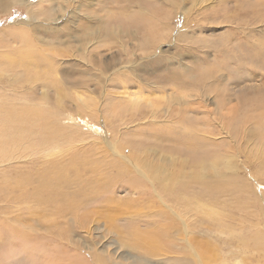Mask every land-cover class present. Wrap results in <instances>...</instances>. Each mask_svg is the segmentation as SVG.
Returning <instances> with one entry per match:
<instances>
[{
	"label": "rangeland",
	"instance_id": "1",
	"mask_svg": "<svg viewBox=\"0 0 264 264\" xmlns=\"http://www.w3.org/2000/svg\"><path fill=\"white\" fill-rule=\"evenodd\" d=\"M144 1L146 2H143V4L150 14H145L143 15L144 17L141 15L140 17L137 16L135 22L141 24L142 22L150 21L153 25L148 30H145L146 32L144 31L146 34H144V38L141 37V42L146 39L150 42L157 41V44H159L157 46H159L162 55L165 59L169 58L172 61L170 63H157V65H152L148 69L139 71L138 77L133 76V85L136 88H130L129 93H132L131 91H141L143 96L148 97V100L151 99L150 102L157 103V108H170L175 113L179 110L178 99L182 96L200 94L203 90H207L208 93L200 101L193 100L194 108L192 107V109L197 111V114H188V116L177 117L176 119L166 116L164 111H160L155 125H149L153 123L152 121L148 123V127L143 123H141V126H137L138 128H135V125L126 126L123 124L120 126L121 132L119 136L121 139L118 142V148L122 147L125 141L127 143L128 138L129 147L125 145L126 148L128 147L125 152L127 155H137L136 151L140 150V153L148 150H157V154L153 153V155H148V157L157 158L155 165L157 163V167H159L157 178L161 181L160 184L178 186L175 185V180L180 178L184 182V184H181L180 189L182 191L180 193L181 199L185 200L184 198H187L184 202H187V200L188 202L201 201L202 203L198 205L204 206L203 204L205 203V208L208 207L210 213L219 211L220 217L217 216L221 218L219 222L221 220L225 221L223 225H219L215 221L217 217L212 220L209 215L208 219L201 220L199 218L198 220L199 215L194 211L191 214L190 210V214L188 212L187 217L189 216L188 219L191 218L193 227L199 225L198 229L200 232L204 230L205 234L206 231H211L205 234L206 238H210L211 241L215 242L213 243L218 250L217 252H219L217 254L222 253L221 255H224L228 261L225 264H234L236 256L239 259L244 256L248 257L246 264H264V247L255 248V241L253 240L259 230L264 232V0H157V3L155 0ZM173 2L179 4V13H177V8ZM31 3L38 4L41 2L39 0H31L30 5ZM108 6H111L109 10L112 9V12L126 11V9H117L116 7L114 9L112 3H109ZM65 7L57 8V12L54 14L55 19L63 15ZM80 9L73 20L69 22L61 21L56 26L61 31L50 34L42 29L32 30L31 26L33 24L23 26L24 28L16 25L19 22L28 23L29 9L24 5H14L12 6V13L8 14V12L0 11V31H4L1 34L2 39L10 40L11 35L6 34L7 30L22 29L26 32V41L30 42L33 47L40 48L42 46L41 49H45L44 52L49 57L52 56L54 58L53 55L56 51H53L55 48L62 49L64 53V50H67L68 54H73L77 47V41L74 37L79 36L81 33L79 28L80 32L77 31L76 26L88 25V20L85 19L87 18L86 14L96 13L98 14L96 17L98 20H100L101 16L107 15L105 13L107 11L101 12L97 6L90 9L80 7ZM134 9L129 10L128 13H138ZM38 20L41 22L38 21V23L43 28L47 27L43 19L39 18ZM98 20L96 21L98 22ZM237 21H239L238 27L236 26ZM113 25L117 26L118 24ZM130 25L126 24L125 28ZM181 35L194 36L195 38L177 42ZM39 38H44L45 43H41L38 40ZM50 38L52 41H50ZM62 41L63 43H61ZM128 42L131 48L135 44H139L137 40L128 39ZM15 43H9V46L13 45L11 46L13 49L17 48L18 45ZM115 44H112V47L119 52L118 55H124V53H121L124 50L120 43ZM48 46L52 47L53 51ZM26 48H30V45ZM19 49H14L12 52L10 48L6 50L10 56L8 55L4 59L5 65L3 64V66L8 76L15 75L14 77H17V75L22 72L25 73L30 68L27 65L20 68L18 65L16 66L19 57L14 56L20 51ZM0 51L3 53L5 50L1 49ZM144 53V50L137 52L139 56H143ZM102 54L104 56L103 61L105 60L103 67H113L114 60L112 56L116 53L109 54L102 51ZM118 55H115V59L119 58ZM67 58L63 60L66 62H63L60 67L56 66L58 65L56 62L52 63L51 59L47 58V64L43 62L42 68H40L44 71L43 67L49 65L48 75L45 79L47 82H39L37 86L43 83H47L49 88L53 86L54 89H49L51 99H54V90L60 87L61 84L60 86L51 84L48 82L49 80L52 81L60 77L64 78L65 81H71L75 78L89 80V76L83 73V69L75 64L77 63L75 55L70 58V60L72 59L71 61H68ZM133 58L135 59V57ZM9 62L12 67L14 66V69L8 70ZM86 64L88 63L86 62ZM21 68H24V70ZM52 70H57L56 72L60 73H53ZM28 75L31 76V73L28 72ZM49 77L51 78L49 79ZM2 79L4 81H0V89L2 88L1 91L5 95L7 91L12 89L18 93H28L26 90H21L23 87L29 86L28 84L18 85L21 88L16 89V84L9 82L8 77ZM118 83L125 87L123 82ZM83 89L81 87L73 89L67 88L65 85L62 86L63 105L56 106L54 101L51 100L50 106L52 108L58 107L60 110L63 109L67 112L73 111L83 117L87 113L85 121L91 124H94L95 119L92 114L96 107L106 108V116H126L128 114L127 112L130 108L120 105L118 102L114 104H107V102L105 106L93 103L91 106L83 108L80 98H95L96 96ZM145 106L147 107V105ZM144 109L150 115L152 114L151 108ZM231 109L234 110L232 111ZM198 113L200 114L198 115ZM183 115L185 114L183 113ZM100 117L103 120L102 115ZM52 119L51 115H49L50 122H52ZM145 121L148 122L149 120ZM81 124L82 126L84 125L83 122ZM50 128L48 136L50 144L48 147H54L55 143L58 142L61 147L49 152L51 156L49 155L45 159V177L49 182V184H46L47 188L45 190L41 191L38 184H30L29 187H23L29 192L31 202L30 204L23 202L24 205H18L12 201L13 193L10 192V194L9 191L14 186L12 178L15 176L14 172L16 173L15 167L19 165L7 167L4 173L7 177H0V264H3L7 258L12 259L11 264H87L85 261L90 260L89 254L86 252L79 254L76 249L84 243V239L89 235L98 243H96L97 248L100 250L108 248L110 250L113 249V251L117 250L116 257L119 258L118 255H120L121 252L119 251L121 250L117 249L115 243L117 240L115 237L117 235L116 232L122 233L123 230L121 229L120 231V228L125 226V222H132L134 219H131L130 216L127 217L124 213L120 215L122 218H119L118 213L113 212L105 216L106 214L100 213V205L106 204H103V202L111 195L124 202H129L130 198L134 196L133 199H136L133 200L131 198L130 202L136 201L141 189L143 191L148 187L147 190H151L149 189V184H141L135 195L127 194V189L129 184H131L129 180L140 184L134 178L141 179V177L136 173L129 174L127 178L120 177L118 169L122 170L126 166L116 162L117 157L108 150L107 144H103L101 139L94 140L91 130L81 128L76 124H67L58 135L56 134L58 142H55V140H52L54 132L51 124ZM104 129L107 131L109 128L106 126ZM148 129L153 130L148 131ZM153 132H157V142L153 140ZM210 132L212 135H210ZM144 135L145 137H143ZM146 136L149 138H146ZM151 137H153L152 140H150ZM173 140L175 142H172ZM236 144L239 148L236 147ZM229 156L234 158L235 163L241 161L240 165L244 163V165L249 166L248 171L241 170L240 178L235 180L228 179L230 170L226 171L223 166ZM4 158L7 157L0 156V161ZM133 158L135 159L137 156ZM164 159H168V166L164 165ZM213 162H218L219 168L224 169L225 174L222 180L223 184H217L215 181L211 183L215 184V187L210 193L204 178H199L192 183L190 182V173L202 172L205 167L200 165L204 163L212 164ZM32 170L34 173L41 171L37 166L33 167ZM182 172L188 173V176H185L186 174ZM259 173L261 174L260 180L254 181L252 177L259 176ZM170 175H175V179L167 183L164 179L171 177ZM4 179L5 181H3ZM142 185L144 186L142 187ZM187 186L190 188H187ZM120 189L126 192L120 191ZM41 199L43 201L47 199L46 204L44 202L43 205L41 202L39 203ZM147 199L148 196L144 197L142 201L148 202ZM64 200L66 201L64 202ZM88 200L92 201V205L96 206L99 212L97 209L89 208V206L86 207L87 213L85 210L73 212V209L67 207L68 201L80 203V201ZM211 201L215 202V205H209ZM62 202H64L63 205ZM217 202L218 204H216ZM149 204L145 203L141 206L148 209L151 205ZM153 206L157 207V203L152 201V208H149L147 213L155 211ZM188 207L186 205L183 209L187 210L186 208ZM84 212L86 213L85 217L94 220L95 216L98 219L93 224L91 223L89 227V229H94L91 234H87L85 229L80 230L74 223L75 218L83 215ZM96 212L97 214L95 215ZM98 216L103 217L100 218ZM150 218L139 217L138 221L141 220L143 223L145 219ZM68 221L71 223L69 227H67ZM119 224L121 225L119 228L111 227ZM214 230L217 231L215 232ZM176 237L178 238L177 235H173V239H177ZM193 237H196V235ZM260 237L264 238V234ZM182 238L186 239L188 237L181 235L177 244L181 243L180 240ZM162 248L164 249V247ZM164 250L167 251L166 248ZM7 255H10V257ZM173 256L181 258L183 255L173 253L167 255L166 258H153V261H156L157 264H162L165 262L163 258L171 259ZM88 263H91V261ZM214 263L223 264L222 262L217 263V261H214ZM214 263L212 262V264Z\"/></svg>",
	"mask_w": 264,
	"mask_h": 264
},
{
	"label": "bare ground",
	"instance_id": "2",
	"mask_svg": "<svg viewBox=\"0 0 264 264\" xmlns=\"http://www.w3.org/2000/svg\"><path fill=\"white\" fill-rule=\"evenodd\" d=\"M30 2L31 0H0V11L8 12L9 14V13H12V6L24 5L27 9H29L28 16H27L29 21L27 24L23 22H19L16 25L23 27V26H29L33 24L31 26L32 30L42 29L44 31H48L50 34L59 32L60 29H58L56 26L59 25L61 21L69 22L73 20L74 17L77 15L80 7L90 9V8L97 6L99 7V10L101 12L107 11L105 12L107 15L101 16L100 20H98L96 18L98 14L93 13V12L89 14L85 13L87 17L85 19L88 20L87 21L88 25L87 26L83 25L81 27H79L78 25L76 26V29L78 32H80L81 30L80 35L77 37H74L76 38V41H77L76 50L73 51V54L71 53L68 54L67 50H64L65 53L63 52L62 49L60 50L57 48H55L53 51L52 47L48 46L52 49L51 51L53 52L56 51L55 54L53 55L54 58H52V56L49 57L48 54L44 52L45 49H41L42 46H40V48L31 46L30 42L28 43L26 41V36H25L26 32L23 31L22 29L21 30H15V29L7 30L6 34L11 35L10 40L2 39L1 34L4 31H0V50L1 49L5 50L3 51V53L0 51V81H4L2 78L8 77L9 78L8 80H10L9 82L16 84L15 85L16 89L21 88V87H18V85H26V84L29 85L21 89V90L28 91V93L15 92L14 89L10 90L12 88L11 87L10 89H8L10 91H7L5 95L1 91L2 88L0 89L1 91L0 92V156L7 157L0 161V169L1 167H3L0 172V177L2 178L7 177L6 175H4L7 167L9 166L11 167L16 164L19 165L15 167L16 173L14 172L15 176L14 178H12L13 180L11 179L12 184H14L12 189H10L9 191V193L10 192L13 193V198H11L12 201L14 203H17L18 205H24V203L26 204V202L30 204L31 202L30 194L27 190L23 189V187H29L30 184H38V186L41 188V191L47 188L46 184H49V182H48V179L45 177V169H44L45 159L49 157V155L51 154L49 152L51 151L53 152L54 149H59L61 147L58 144L59 142L56 140L57 138L56 134L58 135L65 125L76 124L81 128L91 130L93 132L92 135H93L94 140L97 141L101 139L103 144H107L106 146H108L109 148L108 150L112 152L114 156L117 157L116 162L121 163L122 165L126 166V168H122V170L118 169L119 171L118 175L120 177L122 176V177L127 178L129 174L136 173L141 177V179H143L141 180L139 178H134L136 181H139L140 184L134 183L132 180L131 181L129 180V183L131 184H129V187L127 189V192H128L127 194L135 195L137 191L140 189L138 187H141V184H149V189H151L150 191L147 190L148 187H146V190H143V191L141 189V192L138 193L139 196L137 197V200L133 202H130V200L131 198L133 199L134 196L130 198L129 202L120 201L116 199L117 197H114L113 195L108 196L106 198L107 200L103 202V204L104 203L106 204L100 205L101 207L99 208L101 209L100 213L106 214L105 216H108L111 212L118 213L119 218H122L120 215L124 213L127 217L130 216V218L131 219L133 218L134 220H132V222H128V221L125 222L124 224L125 226L120 228V231L121 229L123 230L122 233L116 232L117 235L115 237L117 240L115 243L117 245V249L121 250L119 251L121 252L120 255H118L119 258L116 257L117 250L113 251V249L110 250L109 248L106 250L104 249L100 250L96 246L98 244L96 240L90 235L87 236V238L84 239V243L82 245H79V247H77L76 249V251H78L79 254L80 253L82 254V252H86L87 254H89L88 257L90 260L85 261V263L87 264H157L156 261H153V258H157V257L166 258L167 255L173 254V253L181 255V256L183 255L184 257L182 256L181 258H177L173 256L171 259L163 258L164 259L163 261L165 262L162 264H169V263L170 264H212V262L214 263V261H217V263L222 262L223 264L227 263L228 261L224 257V255H221L222 253L217 254L219 252H217L218 250L215 247V244H214L215 242L211 241L210 238H206L205 234L208 231H206L205 234H204L205 232L204 230L203 231L201 230L202 232H200L198 229L199 225H196V226L194 225L195 227H193L192 225L193 223L190 220L191 218L188 219L189 216L187 217L188 212L190 214V211H191V214H192V212L194 211L196 212L197 215H199L198 220L199 218L201 220L208 219L207 217L209 215V217L211 216L210 219L212 218V220H214L215 217H217L215 221L218 222L219 225L220 224L223 225L225 221L221 220V222H219L220 221L219 219H221L219 218L220 217L219 211L210 213L208 207L205 208L206 205L204 202H203L204 206L198 205L199 203H202L201 201L188 202L187 200L188 203L184 202L187 198H184L185 200L181 199L180 193L182 191H180V189L182 186L181 184H184V182L180 180V178L178 179L176 178L177 180H175L176 182L175 185H178V186H172V184H160L161 181L159 180V178H157V170L159 169V167H157V163L155 165V161L157 162V158L148 157V155H153V153L157 154V150L155 151L148 150L146 152L140 153L141 150L136 151L134 149L137 152L136 153L137 155H133V156L132 154L127 155L125 154V152L127 151L129 147L128 144H130L128 142V138H127V143L125 141V144L122 147L120 146L118 148V145H119L118 142L121 139V137L119 136L121 132L120 126H122L123 124L126 126L135 125L136 126L135 128H138L137 126H141L142 125L141 123H143L147 125L146 127H148V123L152 121L153 123L149 125H155V123H157V119H158L157 116H159L160 111H164L166 116H170L176 119L177 117L181 118L183 116H188V114H193V113L197 114L196 113L197 111H194V109H192L193 107L192 102H194L193 100L200 101L202 97L206 96L208 93L207 90L205 91L203 90L201 91L200 94H195V95L188 94V95L182 96L181 98L178 99L179 110L176 113L174 111H171L170 108H164V109L157 108V103L152 102V101L150 102L151 99L148 100L149 98L143 96V93L141 91H131L132 93H129L130 88L132 89L136 88V86L133 85L134 84L133 76L138 77L139 71L143 69H148L152 65H157V63H170L172 61L169 58L165 59V57L160 52L159 46H157L159 45L157 44V41L150 42L148 41V39H146L143 42H141V37H143L144 34H146L145 30H148L153 25L150 21H147L145 23L142 22L143 24L135 22V19L137 18V16L140 17V15L143 16L145 14H150L149 11L146 10V7L143 4V2H146V1L144 0L143 1L142 0H39V2L41 3H38V4L31 3V5H30ZM155 2L157 3V0H155ZM109 3H112L114 5V9L116 7L117 9H122V10L126 9V11L118 12V13L112 12L113 11L112 9L109 10V8L111 7V6H108ZM173 4L177 8V13H179L178 12L179 4L176 2H173ZM63 6L64 7L66 6L63 10L64 12L63 15L60 16L58 19L57 18L55 19L54 14L57 12V8L63 7ZM133 8H135L134 11L137 10L138 13L132 12L129 14L128 13L129 10ZM237 9L239 8L237 7ZM39 18L43 19L46 22L47 27L43 28L38 23ZM96 20H98V22ZM237 22L238 23H236V26L238 27L239 21ZM113 24H118V25L114 26ZM126 24L127 25L131 24V25L128 28L127 27L125 28ZM78 28L80 30H78ZM127 38L130 40H137L139 44L138 45L133 44L134 46L133 48H131L129 47V44H128L129 42ZM194 38H195L194 36L187 37L186 35H181L177 39V42H179L180 40H189V39L193 40ZM43 39L44 38L42 39L39 38L38 40L44 44L45 41ZM50 41H52L51 38H50ZM12 42H16L18 45L17 48H20L19 49L20 51H18L16 53V56H14V57H19L18 59L19 61L16 62V66L18 65L19 68L24 65L30 66V68L26 70L25 73L22 72L20 73V75H17V77H14L15 75L8 76L3 66V64L5 65L4 59H6L8 55L10 56V54H8L6 50L10 48V51L12 52V50L17 49V48L13 49L11 47L13 45L9 46V43L11 44ZM61 43H63V41ZM115 43H120V45L122 46L124 50L121 53H124V55L123 54L118 55L119 52L117 50H114V48L112 47V44H115ZM29 45H30V48H26ZM142 50H144L145 53L143 54V56L141 55L139 56L137 52L142 51ZM102 51H104V53L107 52L109 54L116 53L114 54V56H112L113 57L112 59L114 60V63L112 65L113 67H110V68L109 67L106 68V66L105 68L103 67L105 65L104 64L105 60L103 61L104 56L102 54ZM74 55L77 61V63L75 64L77 65V67L83 69V73L89 76V80H82L80 78L78 79L75 78L74 80L70 79L71 81H65L64 78L58 77L59 79L56 78L50 81L49 79L51 77H49L48 79L49 83L58 84V86H60L61 84L60 87H57L54 90V99H51L49 96V93H50L49 89L50 88L52 89L53 86L49 88V85L47 83H43L40 86H37L39 82L45 81L46 76L48 75L47 70H48L49 65L47 67H43L44 71L40 69L42 68L43 62L46 63L47 58H49V60L51 59L50 61L52 63L56 62V64H58L56 66L60 67V65L63 62H66V61H63L65 60L66 57H68L67 60L69 61L70 58L74 57ZM115 55H118L119 58L115 59ZM133 57H135V59ZM86 62L88 64H86ZM13 67L11 66L9 62L8 70H11V68ZM22 70H24V68ZM56 71H53V73ZM28 72L31 73V76L28 75ZM57 73H60V72H56V74ZM118 82H123L125 84V87H122ZM64 85L67 88L70 87L73 89L81 87V88H84L83 90H86L96 95L95 98L87 97L88 99L87 98L81 99L79 97L83 108L89 107L93 103H95L96 105L103 104L105 106L107 102H108L107 104H114L115 102H118L120 105H125L130 108L128 109V112H127L128 114L126 116L125 115L106 116L105 115V113L107 112L106 108L95 106L96 108L95 110H93V114H92L95 120H94V124H91V123H88V121H85V117L86 115H88L87 113L83 117L80 114H77L73 111L67 112V111H64L63 109L60 110L58 107L52 108L50 106L51 100L54 101V104L56 106H59L60 104L63 105L64 98L62 99L63 90H61V87ZM155 85L157 84L155 83ZM6 86L8 87V85ZM64 96H65V93H64ZM97 101L98 103H96ZM142 105L144 106L147 105V107L146 106L144 107ZM115 108H116V105H115ZM115 108H114V111H115ZM144 108H151L152 114L150 115ZM183 113L185 115H183ZM199 114L200 113H198V115ZM49 115H51V117L53 118L52 122H50L49 120ZM100 115H102L103 120H101ZM78 120H80V122H78ZM145 120H149V121L147 122ZM81 122H83L84 124L83 126ZM49 123L51 124V127L54 132L52 140H55V142L56 141L58 142V143H55L54 147L50 146L51 149H49L50 147H48L50 144L48 140V136L50 134V129H51ZM114 125H117V126H114ZM106 126L107 128H109L107 129V131H105L104 129ZM153 129H148V131L153 130ZM208 134H209V131H208ZM210 135H212V133ZM143 137H145V135ZM153 137H151L150 140L153 139V140H156L157 142V132L154 133ZM146 138H149V137L146 136ZM169 142H171V140H169ZM172 142H175V141L173 140ZM125 145L128 147L126 148ZM236 147H238L237 144H236ZM134 156L135 157L137 156V158L134 159L133 158ZM229 157H228L227 162L223 163V166H224V169L226 168V171L230 170V174L228 173V179L235 180V179L240 178L241 170L248 171L249 166L244 165V163H242L241 164L242 166H241L239 164L241 163V161H239L238 163H235L234 158L233 157L229 158ZM168 164H169L168 159L167 160L164 159V165L168 166ZM35 166H37L39 170L41 171L40 172L37 171V173L36 172L34 173L32 169ZM200 166L205 167L203 168L204 170L202 172L196 171V172L190 173V179H191L190 182L193 183V181H197L199 178H204L206 187L208 188V190H210L209 191L210 193L215 187V184L214 185L211 184L213 181H215L217 184H223L222 180L225 174L224 172L225 170L219 168L218 162H213L212 164L204 163ZM185 172H182V173H185ZM185 174H186L185 176H188V173H185ZM260 178H261L260 173H259V176L256 175L252 177L254 181H257V179L260 180ZM174 179H175V175L169 178L168 177L165 178L164 181H166L167 183H170ZM3 181H5V179ZM246 185L249 186V184L247 183ZM143 186L144 185H142V187ZM188 187L189 186H187V188ZM120 191H124V190L120 189ZM146 196H148V199H147L148 202H143L142 199L144 200V197ZM65 201L66 200H64V202ZM152 201L157 203V207L153 206L155 208V211L153 212L151 211V213H147L149 208H152L151 207ZM40 202L42 203V205H43V202L46 204L47 199L44 201L41 199L39 203ZM64 202H62V205ZM67 203H68V205L66 204L67 207L69 209H73L74 210L73 212H76V211L82 212L85 210V212L87 213L88 212V210L86 209L87 206H89V208H92L94 210L97 209L96 206L92 205L91 200L80 201V203L78 202L75 203V201H68ZM145 203L151 204V205L149 204L150 207L148 209L141 206ZM210 203L211 204L209 205H215L214 204L215 202L211 201ZM216 204H218V202ZM111 205H114L115 207ZM186 205L189 206L188 208H186L188 211L183 209L184 207H186ZM85 212L83 215L77 216L75 218L74 223L80 228V230L85 229L87 234H91L94 229L93 228L89 229V227L91 223L93 224L98 219H96L95 216H94V220L88 217H85L86 215ZM96 214L97 212L95 213V215ZM139 217H145V218L151 217V218L145 219L142 223L141 220L138 221ZM67 224H68L67 227H69L70 226L69 224L71 223H69L68 221ZM201 225L204 226L203 223H201ZM119 226L121 225L120 224L117 226L113 225L111 227L119 228ZM263 234L264 232L262 230H259L256 237H254L253 240L255 241L254 242L255 248L264 247V238L260 237ZM173 235L175 236L177 235L178 238L176 237L177 239H173ZM181 235H186V237L188 238L186 239L182 238L180 240L181 243L177 244V241L179 240ZM194 235H196V237H193ZM162 247H164V249L166 248L167 251L164 250ZM7 256L10 257V255H7ZM247 258L248 257L244 256L242 259H239L236 256L234 264H244V262L246 264ZM7 259L6 260L4 259L5 260L4 263L11 264L12 259H8V260ZM89 261H91V263H88Z\"/></svg>",
	"mask_w": 264,
	"mask_h": 264
}]
</instances>
